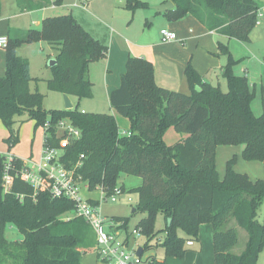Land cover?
<instances>
[{"label":"trees","instance_id":"trees-1","mask_svg":"<svg viewBox=\"0 0 264 264\" xmlns=\"http://www.w3.org/2000/svg\"><path fill=\"white\" fill-rule=\"evenodd\" d=\"M64 0H52L61 6ZM173 7L162 14L170 21L187 14L200 19L196 4L200 0H169ZM206 27L228 39L248 42L257 24L258 6L254 0H201ZM45 2V1H44ZM130 11L148 8L143 0H123ZM5 72L0 76V121L8 131V148L18 140L13 125L33 121L43 130L47 144L58 146L56 124L66 119L80 131L79 138L62 149L59 162L74 170V176L86 182L87 190L104 186L107 193L119 184L120 174L141 178L136 190L135 210L144 214L136 225L147 240L144 250L158 242L154 219L163 215L165 256L184 257L186 242L195 240L201 223L212 228L213 264H257L264 247V223L258 208L264 200V178L251 180L226 163L223 177L216 172L218 145L242 144L245 160L264 163V92L261 113L250 107L254 92L245 75L233 71L234 59L224 43L218 53L226 56L219 85L202 80L190 63L184 74L190 93L160 86L150 61L129 56L118 88L109 94L110 106L129 121V134H120L116 118L110 113L71 109L46 111L45 94L31 90L29 61L18 55L23 43L47 42L56 53L50 67L47 88L78 99L92 96L89 65L104 57L107 47L88 33L70 14L47 16L39 28L7 36ZM198 88V90L196 89ZM168 128L186 136L172 144L164 141ZM80 155H83L81 158ZM5 155L0 153V264H82V257L94 251L95 234L80 217H69L74 204L67 198H53L47 191L34 192L17 172L22 161L14 160L13 183L9 191L2 187ZM121 187H123L121 185ZM132 189L128 190L131 191ZM123 220L128 229L129 218ZM13 226L19 239L6 237ZM239 228L247 238L239 253L231 249L239 241ZM181 231L183 234H180ZM153 257H155L153 255Z\"/></svg>","mask_w":264,"mask_h":264},{"label":"crops","instance_id":"crops-1","mask_svg":"<svg viewBox=\"0 0 264 264\" xmlns=\"http://www.w3.org/2000/svg\"><path fill=\"white\" fill-rule=\"evenodd\" d=\"M144 1L147 2L148 8L143 9L147 11L150 8L152 9V6L162 4L168 0ZM258 1L259 0H254L257 6ZM79 2L80 4L77 6H72L73 3L70 5V14L88 33L107 47L104 57L98 61L90 63L89 65V77L93 83L91 97L95 100L102 98L109 103V94L112 90L119 87L121 75L125 72V64L129 56L142 57L150 61L154 68V78L156 83L168 89H173L186 94L190 93V87L184 74V69L187 63L191 64L196 73L202 77L203 81L212 85L215 83L220 85L222 83V68L225 63V58L218 53V44L224 43L229 45L230 43H233L232 41L238 40L228 39L224 35L206 27L205 23L202 21V18L206 15V11L204 5L200 4V2H202L201 0L196 4V10L200 15V19L192 14H187L178 20L170 21L160 13L162 19H165L164 22H161L160 30L165 28L175 32L177 35V39L171 41H162L160 30L159 32L156 31L154 34L149 33L145 39H143L142 32L138 36L135 35L131 37L128 32L122 33L114 29L113 25L115 22L112 18L109 19L110 25L101 24L100 26H97L95 25L96 23L92 21L93 18L90 17L89 19V17L85 16L84 13H81L78 10H86L85 8L87 7L88 0H79ZM97 3L98 0H90V7ZM123 3V0H115L114 3L110 4L109 8L113 16L124 17L125 19H128L129 17L134 18L135 14L137 15L138 13L137 11H143V9L139 8L140 10L136 9L132 12L125 9ZM49 7L57 6L52 4V0H0V34L8 36L10 33H13L16 35L20 32L32 29L29 27H21L18 18H16L25 13H31L38 17V19L33 20L32 22L37 25V28H39L41 21L45 17L55 16L49 15V12L51 11L48 9ZM77 10L80 13H77ZM259 10L260 7L258 6V14L260 15ZM142 13L143 12H140L138 15H143ZM261 13L264 16V8ZM148 14H150V12H148ZM21 48L22 45L19 46L17 53L28 59L29 69L31 71V61L26 55L23 56L20 54ZM55 53L56 52H54V54H49V56L52 57H49L47 61L50 58H54L53 56H55ZM45 65L48 67L47 62ZM4 72L5 48H0V76L4 75ZM30 76L32 77L31 72ZM29 87L31 90L37 89L36 85H34L33 87L35 88L32 89L30 83ZM71 97L72 96H69L70 100ZM114 116L118 122L120 119L119 116L116 114ZM126 127V130H128L129 124H127ZM169 129L170 128L166 130L164 136L168 133ZM35 130L36 129H34L33 125V134H27L25 131L19 134L18 131L17 142L11 148H8V145L4 141L8 136V131L5 129L6 135L0 140V153L5 154L10 152L20 160L37 159L41 152L43 138L42 141L40 140V142H37L34 133ZM177 137L178 135H176V138ZM2 141L4 144H1ZM128 177L133 176L131 175ZM140 183V178H128V185L125 184V181L124 184L122 183L120 185L128 191L137 188ZM83 191L87 194L89 193L86 195L87 198H97V196L92 195L97 191H86L85 189H83ZM238 233H240V230ZM192 242L191 245L186 244L187 250L184 257L177 258L173 256H165L162 260L158 261L161 264H213L212 228L210 223L205 222L199 225L198 236L195 240H192ZM235 247H233L231 251L239 253L243 246L239 247L238 250H236L237 248L235 249Z\"/></svg>","mask_w":264,"mask_h":264},{"label":"rangeland","instance_id":"rangeland-1","mask_svg":"<svg viewBox=\"0 0 264 264\" xmlns=\"http://www.w3.org/2000/svg\"><path fill=\"white\" fill-rule=\"evenodd\" d=\"M75 0H64L61 6L57 7H49L51 11L49 15H60V14H68L70 13V5ZM144 1V0H143ZM115 0H98V3L90 7V0L87 2L86 10L78 9L81 13H84L85 16L93 18L97 26L101 24L110 25L109 19L112 18L115 24L113 25L114 29L119 32L125 33L132 36H138L141 32L143 35V39H145L149 33L154 34L156 31L159 32L161 28V22H164L165 19H162V12H157L153 8L148 9L147 11H137V15L135 14L134 18L129 17L125 19L124 17L113 16L111 10L109 8L111 3H114ZM200 4L203 5L202 2ZM260 7V15L258 14V23L254 26L251 34L250 40L248 42L241 41H232L227 45L232 57L237 60L236 65L233 67V71L237 75H246L248 77V82L250 84V88L254 92V96L252 98L250 107L254 115L258 116L261 113V96L264 92V16L261 11L264 8V0H259L257 2ZM68 6V7H67ZM262 7V8H261ZM138 9V10H140ZM77 10V13H80ZM140 12H143V15H138ZM150 12V14H148ZM19 23L23 28H37V25L32 21L38 19V17L31 13L21 14L18 17ZM155 18V20H154ZM130 24V25H129ZM129 25V27H128ZM110 29V28H109ZM115 30V31H116ZM55 49L50 48L49 44L45 41L32 42L29 44H22V48L20 54L26 57H29L31 61V79L29 81L31 88L34 89V85L37 86V90L41 93L45 94L43 105L47 112L52 109H63V97L60 92L52 91L47 88L46 79L52 76V70L50 67H47L45 64L49 57V54H54ZM221 55V54H220ZM225 63H226V56ZM54 57V56H53ZM224 63V65H225ZM223 65V66H224ZM214 85H218L215 83ZM220 89L225 92L227 91V83L226 80L222 76V83L219 85ZM71 101L73 103V107L78 108L79 110L84 111H95L101 113H110L116 114L119 116V121L117 124L119 125V130L121 134L126 133L127 124H129L128 119L120 114H118L114 109L111 108L108 101L102 98L95 100L93 97L90 98H82L78 99L75 96L71 97ZM13 128L21 134L25 131L27 134H33V121H27L21 123L17 121ZM5 126L0 121V140L5 137L6 131ZM7 130V129H6ZM36 141L40 142L43 138V127H37L35 130ZM176 135L178 137L176 138ZM186 135L182 133H177L173 128H170L168 133L164 136V140L167 144H172ZM1 144H4L2 141ZM243 148L242 144H234V145H218L216 147L215 152V163H216V172L218 177L221 179L223 177L226 163L228 160L233 159V168L236 171L246 174L251 180L264 178V163L259 160H245L241 156V150ZM131 175L120 174L118 183L125 184L128 183V178H140L137 176L128 177ZM141 179V178H140ZM141 184V183H140ZM128 185V184H127ZM83 192V196L86 197L88 195L86 192ZM92 195L98 196V193H93ZM130 197L132 199L131 202H128L127 199ZM138 195L136 190L132 189L128 193L121 195L118 197V200L115 202L106 201L101 204V211L103 215L106 217H126L129 218L128 221V231L130 232L133 228L139 223L144 214L140 211L134 212L131 214V209L135 208V204L137 203ZM259 214L260 221L264 223V201L259 205ZM165 225V221L163 215L157 214L154 219V227L156 232V237L151 240V243L158 242L156 247L151 250H145L144 256L149 254L155 255V260H162L165 257L164 249L162 246V242L164 241V231L162 230ZM239 241L237 246L235 247L238 250L239 247L243 246L247 234L244 229L239 228ZM180 234H183L179 231ZM6 237L10 239H19L21 238V234L13 227L8 226L6 229ZM135 240L136 246H142L147 238L142 234H137ZM235 250V251H236ZM259 264H264V247L260 251L258 257ZM82 264H97L93 252L86 253L82 257ZM258 264V263H257Z\"/></svg>","mask_w":264,"mask_h":264},{"label":"built area","instance_id":"built-area-1","mask_svg":"<svg viewBox=\"0 0 264 264\" xmlns=\"http://www.w3.org/2000/svg\"><path fill=\"white\" fill-rule=\"evenodd\" d=\"M80 4L75 1L72 6ZM162 41L176 40L175 32L168 29L160 30ZM7 36L0 34V48L7 45ZM49 126L46 122L43 130ZM129 134V132L125 133ZM80 131L66 119H60L56 124L55 137L58 140V146L47 144L43 134V141L40 155L37 159L21 160L22 164L17 172L18 177L31 185L34 192L47 191L53 198H67L74 204V208L66 216L80 217L88 223L95 234L94 257L97 264H161L155 260L153 254L144 256L142 253L137 255L135 244L136 235L141 234L140 228L136 226L130 232L124 228L123 220H116L114 217H106L101 211V204L106 201L115 202L118 197L128 193V191L118 184L112 192L107 193L104 186H97L95 190L98 196L95 199L83 196V189L87 190L86 182L80 181L74 176L73 169L65 168L60 162L59 157L62 149L72 140L79 138ZM2 176V187L5 192L9 191L13 183V175L10 174L14 169V160L16 157L7 152ZM82 158L83 155H80ZM128 202L132 199L128 197ZM192 240L186 242L191 245Z\"/></svg>","mask_w":264,"mask_h":264},{"label":"water","instance_id":"water-1","mask_svg":"<svg viewBox=\"0 0 264 264\" xmlns=\"http://www.w3.org/2000/svg\"><path fill=\"white\" fill-rule=\"evenodd\" d=\"M173 7V3L171 1H166L162 4H158V5H154L152 6V8L157 11V12H163V11H166L168 9H171ZM56 63V60L54 58H50L48 61H47V65L48 67H52L54 66ZM198 90V88H196ZM62 97H63V104H64V109H71L73 107L72 105V102L69 98L68 95L66 94H62ZM135 210V208H132L131 209V213ZM136 253L137 255H140L142 253V247L139 246L136 250Z\"/></svg>","mask_w":264,"mask_h":264}]
</instances>
